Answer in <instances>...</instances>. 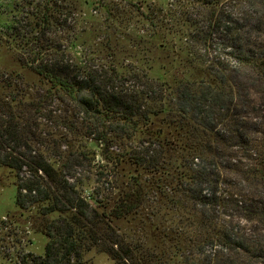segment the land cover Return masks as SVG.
I'll use <instances>...</instances> for the list:
<instances>
[{
	"label": "trees",
	"instance_id": "obj_1",
	"mask_svg": "<svg viewBox=\"0 0 264 264\" xmlns=\"http://www.w3.org/2000/svg\"><path fill=\"white\" fill-rule=\"evenodd\" d=\"M67 6L32 13L39 45L19 57L42 84L0 73V168L47 237L20 264H89L93 250L116 264H264V0H172L188 66L163 80L115 52L73 55ZM137 216L153 238L115 224Z\"/></svg>",
	"mask_w": 264,
	"mask_h": 264
},
{
	"label": "rangeland",
	"instance_id": "obj_2",
	"mask_svg": "<svg viewBox=\"0 0 264 264\" xmlns=\"http://www.w3.org/2000/svg\"><path fill=\"white\" fill-rule=\"evenodd\" d=\"M60 3L68 4L69 25L81 34L76 45L70 47L73 55L80 57L88 46L100 50L97 51L100 55L115 52L125 71L131 67L143 68L150 76L162 80L187 68L185 47L191 29L170 10L172 0H60ZM39 4H44V0H0V73L21 74L29 85L42 84L41 77L19 56L27 51L33 53L39 45L30 34L31 29L39 30L37 18L32 14ZM158 20L164 22L161 29L151 24ZM14 21L21 28L20 37L24 35L27 43L20 37L17 39L18 32L10 29ZM167 71L170 73L165 76ZM47 88L44 82V91ZM101 170L98 166L97 171L101 173ZM134 170V166L127 164L124 178ZM15 180L14 173L0 168V264H20L21 257L27 253L43 255L47 243V237L33 229L31 214L17 207ZM160 213L168 216L165 208ZM140 223L139 216L115 221L131 237L151 234L153 238L151 231L140 227ZM86 259L89 264H116L96 250L89 252Z\"/></svg>",
	"mask_w": 264,
	"mask_h": 264
}]
</instances>
